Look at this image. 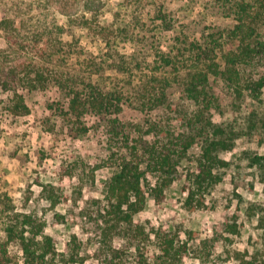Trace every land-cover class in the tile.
Wrapping results in <instances>:
<instances>
[{
    "label": "rangeland",
    "instance_id": "374dc122",
    "mask_svg": "<svg viewBox=\"0 0 264 264\" xmlns=\"http://www.w3.org/2000/svg\"><path fill=\"white\" fill-rule=\"evenodd\" d=\"M236 2L0 0V54L11 50L2 28V21L10 18L36 34L38 51L34 56L40 63L92 73L93 78L118 90L122 98L119 116L133 135L143 134L147 139L161 132L196 136L176 178L164 188L163 199L147 195L144 207L134 215L154 224L181 225L193 230L196 239L220 231L226 217L237 224L235 233L223 232L231 239L217 243L208 263L189 257L183 264H238L235 251L240 252L239 258L252 254L264 258V168L250 165L249 159L264 154V87L259 98L248 90L237 96L222 78L211 77L220 106L210 118L218 125L217 136L232 145L218 149L229 164L221 168L222 179L208 191L205 204L194 209L184 204V174L195 165L206 133L200 124L194 127L188 123L191 106L177 83L169 89V100L156 106L138 88L144 74L176 72L178 66L189 62L197 45L222 43L223 50H228L227 31L235 23ZM253 4L263 10L257 0ZM64 9L71 15L64 14ZM57 23L65 29L61 43L50 39ZM167 24L171 28L165 29ZM258 24L264 31L263 22ZM96 25L107 27L99 35ZM167 54L174 55L172 67L163 65ZM240 73L243 80L257 78L264 73V64H241ZM19 91L25 93L30 108L27 114H13L7 107L12 93L0 90V216L4 212L32 213L46 223L45 230L55 237L58 250L67 247L72 251L77 261L70 264H91L94 243L82 209L93 211L103 205V182L113 171L100 167L91 182V165L96 156L105 154L107 120L87 113L83 117L87 130L81 131L75 117L61 112V107L67 109L68 98L52 82L32 89L20 86ZM157 178L149 175L152 184ZM4 237L0 221V239ZM121 241L116 237L114 243ZM9 248L11 264H22L17 242H11ZM126 249L131 252L128 245ZM155 251L149 242L151 263ZM128 255L131 260L132 254Z\"/></svg>",
    "mask_w": 264,
    "mask_h": 264
},
{
    "label": "trees",
    "instance_id": "16d2710c",
    "mask_svg": "<svg viewBox=\"0 0 264 264\" xmlns=\"http://www.w3.org/2000/svg\"><path fill=\"white\" fill-rule=\"evenodd\" d=\"M257 1L263 10L253 8L254 0H237L235 23L227 31L228 50H223L222 43L197 45L189 62L178 66L176 72L161 70L144 74L138 88L140 94L156 106L169 100V89L177 83L181 95L191 106L186 115L188 123L191 126L200 124L206 133L195 165L188 167L184 174V204L191 209L203 206L208 191L222 179L221 168L229 161L218 154V149L232 145L217 136L218 125L210 118L220 106L211 77L222 78L237 96L248 90L259 98L264 87V73L247 80H243L240 73L241 64H264V31L258 29V21L264 24V0ZM62 12L68 16L72 13L67 9ZM2 25L11 50H2L0 54V90L12 93L7 107L13 114H27L30 110L25 93L19 91L20 86L32 89L46 87L52 82L64 90L68 98L67 109L61 107V112L68 118L75 117L81 123V131L87 130L83 121L87 113L107 120L105 154L95 157L90 169L91 182L95 180L96 169L110 167L113 171L103 182V205L93 211L82 209V216L89 224V239L94 243L91 264H183L189 257L208 263L217 243L231 239L223 232L235 233L237 230V224L228 217L223 220L220 231L215 230L198 239L193 230L181 225L154 224L134 218L144 207L147 195L158 201L163 199L164 188L176 178L178 166L195 143L196 136L189 133L176 137L161 132L158 137L147 139L143 134L133 135L119 116L122 98L118 90L93 78L92 73L40 63L34 56L38 51L36 34L10 18H5ZM82 26L86 27L85 24ZM106 27L96 25L94 30L101 35ZM56 28L50 39L61 43L60 34L65 29L58 23ZM164 28L169 29L171 25ZM173 58L174 55H165L163 65L172 67ZM261 126L264 130V120ZM249 159L250 165L264 168V154H253ZM153 174L158 176L154 184L149 179ZM0 221L5 234L4 239H0V264H11L13 260L9 248L11 242H17L22 264L77 261L67 247L62 251L57 249L55 237L45 230L46 223L32 213L4 212ZM116 237L122 240L119 244L114 243ZM151 241L156 249L152 263L147 254ZM127 245L131 252L126 249ZM128 253L132 254L131 260ZM235 254L238 264H264V258L256 255L239 258L240 252L235 251Z\"/></svg>",
    "mask_w": 264,
    "mask_h": 264
}]
</instances>
